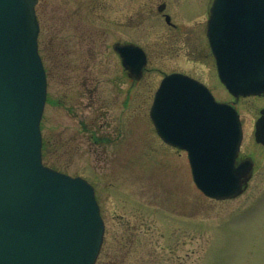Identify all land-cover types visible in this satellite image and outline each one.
<instances>
[{
    "label": "rangeland",
    "instance_id": "374dc122",
    "mask_svg": "<svg viewBox=\"0 0 264 264\" xmlns=\"http://www.w3.org/2000/svg\"><path fill=\"white\" fill-rule=\"evenodd\" d=\"M210 1L36 4L48 74L43 162L93 186L104 222L95 264H264V146L253 140L264 97L232 103L242 124L239 154L252 161L253 173L243 193L228 200L196 188L185 151L166 145L148 114L160 80L172 72L199 81L217 101H234L209 53ZM114 43L145 51L140 80L124 75Z\"/></svg>",
    "mask_w": 264,
    "mask_h": 264
},
{
    "label": "water",
    "instance_id": "95a60500",
    "mask_svg": "<svg viewBox=\"0 0 264 264\" xmlns=\"http://www.w3.org/2000/svg\"><path fill=\"white\" fill-rule=\"evenodd\" d=\"M36 3L0 0V264H94L104 225L92 186L41 162L46 82ZM206 35L231 95L263 94L264 0H213ZM113 49L139 80L143 51L133 44ZM149 115L165 143L187 152L193 182L206 197L231 199L244 191L252 164L236 163L242 132L229 105L175 73L161 81ZM255 141L264 145V119L256 123Z\"/></svg>",
    "mask_w": 264,
    "mask_h": 264
},
{
    "label": "flooded vegetation",
    "instance_id": "af4514ba",
    "mask_svg": "<svg viewBox=\"0 0 264 264\" xmlns=\"http://www.w3.org/2000/svg\"><path fill=\"white\" fill-rule=\"evenodd\" d=\"M120 44H123V43H120ZM113 46V45H112ZM113 50V49H112ZM117 55V54H116ZM118 56V55H117ZM146 56H147V54H146ZM119 58V57H118ZM43 61V60H42ZM43 65H44V62H43ZM121 65V64H120ZM44 68H45V73H46V76H47V80H48V74H47V70H46V67H45V65H44ZM122 70H123V73H124V75L128 78V79H130V77H129V75H128V72L126 71V70H124L123 68H122ZM262 97H264V95H261V96H257L256 98H262ZM261 110V109H260ZM260 110L258 111V115L254 118V120H253V125H254V123L260 118ZM244 160H245V158L244 159H242L241 157H240V154H239V156H238V158H237V163H242V162H244Z\"/></svg>",
    "mask_w": 264,
    "mask_h": 264
}]
</instances>
